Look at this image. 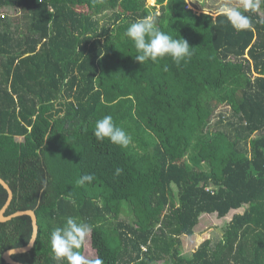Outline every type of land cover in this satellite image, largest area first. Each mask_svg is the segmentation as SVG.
I'll return each mask as SVG.
<instances>
[{
  "label": "trees",
  "instance_id": "obj_1",
  "mask_svg": "<svg viewBox=\"0 0 264 264\" xmlns=\"http://www.w3.org/2000/svg\"><path fill=\"white\" fill-rule=\"evenodd\" d=\"M154 1L0 0V178L14 193L5 216L32 210L39 226L15 261L67 264L50 235L75 217L93 226L104 264H264V5L237 31L221 12ZM148 16L192 56L137 62L125 32ZM105 115L131 136L127 147L94 136ZM85 174L95 179L81 185ZM7 199L0 185V211ZM208 216L222 237L183 247ZM32 233L28 216L0 222V264Z\"/></svg>",
  "mask_w": 264,
  "mask_h": 264
},
{
  "label": "clouds",
  "instance_id": "obj_2",
  "mask_svg": "<svg viewBox=\"0 0 264 264\" xmlns=\"http://www.w3.org/2000/svg\"><path fill=\"white\" fill-rule=\"evenodd\" d=\"M264 5V0H241L240 7L225 3L220 12L237 31L251 30L253 23L245 14L246 11H255ZM125 36L134 41L139 53L134 59L140 64L145 61H156L158 58L171 57L177 64L192 56L189 43L184 38H173L167 32L161 30L152 16L137 20L129 25ZM94 136L98 140H109L112 144L127 147L131 142V136L116 125L111 115H105L95 123ZM48 137L45 138V141ZM122 170L116 169V174ZM95 179L94 174L82 175L79 179L81 185L91 183ZM93 226L75 217H68L62 227H56L50 235L52 252L58 260H65L67 264H104L103 259L89 258L80 249L86 238L92 233ZM34 241H29V244ZM10 254H12L10 252Z\"/></svg>",
  "mask_w": 264,
  "mask_h": 264
},
{
  "label": "rangeland",
  "instance_id": "obj_3",
  "mask_svg": "<svg viewBox=\"0 0 264 264\" xmlns=\"http://www.w3.org/2000/svg\"><path fill=\"white\" fill-rule=\"evenodd\" d=\"M189 9L194 10L195 12L201 13H211L216 16L220 12V8L225 3H230L233 6L240 7L241 0H187ZM148 4L153 6L155 4L154 0H148ZM2 15H6L12 22V27L15 28L22 24V20L17 11L3 9L1 10ZM22 26V25H21ZM218 111L225 112L227 111L226 107H220ZM217 117V115H216ZM217 120V118H215ZM234 213L227 217L226 221L230 220ZM222 225L221 222L215 217H206L204 218L200 228L198 229L197 235L191 241L186 239L184 241L183 247L196 250L199 245L204 242L206 239H211L213 242L218 241L222 237ZM85 255L89 258H95L96 252L92 248L91 244V234L85 240Z\"/></svg>",
  "mask_w": 264,
  "mask_h": 264
},
{
  "label": "water",
  "instance_id": "obj_4",
  "mask_svg": "<svg viewBox=\"0 0 264 264\" xmlns=\"http://www.w3.org/2000/svg\"><path fill=\"white\" fill-rule=\"evenodd\" d=\"M0 185H2L3 188L8 193L7 202H6L5 206L3 207V209L0 211V222H8V221H11L15 218L23 217V216L30 217L31 221H32L33 233H32V237H31L30 241H34V242L31 244H28L26 247H23V248H17V249L9 250V251L5 252L3 255V258L7 264H22L20 262L15 261L13 259V256L30 252L35 247V243L37 241L38 234H39L38 219H37L36 213L32 210L19 211V212L15 213L11 216H8V217L5 216L6 211L8 210L9 206L12 203L14 193H13L11 187L9 186V184L5 180H3L2 178H0ZM10 252L12 254H10Z\"/></svg>",
  "mask_w": 264,
  "mask_h": 264
}]
</instances>
